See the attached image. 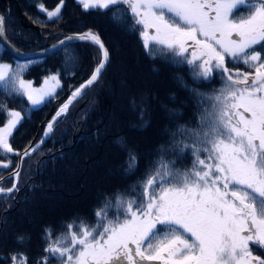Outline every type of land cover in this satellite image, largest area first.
<instances>
[{
  "label": "snow or ice",
  "instance_id": "obj_1",
  "mask_svg": "<svg viewBox=\"0 0 264 264\" xmlns=\"http://www.w3.org/2000/svg\"><path fill=\"white\" fill-rule=\"evenodd\" d=\"M78 2L85 10L111 8L112 19L118 23L126 20L130 10L134 26H141L140 36L150 56L192 66L194 81L210 80L218 73L222 86L212 94L192 88L202 108L199 123L195 128L179 125L172 133L171 151L190 153L191 167L178 169L176 160L160 154L144 178L105 199L94 212V223L77 217L60 233L46 228L43 239L48 256L41 264L53 259L57 264H264V258L252 250H264V0ZM63 3L59 0L54 10H47L43 3L39 7L54 21ZM241 7L246 14H240ZM4 20L0 16V38L4 37ZM65 39L91 41L100 50L90 79L73 92L75 98L98 80L109 51L92 31ZM240 64L247 71L239 70ZM26 67L0 63V93L27 96L33 105L52 97L59 86L58 76L44 82L51 80L52 89H33L30 81L21 79ZM178 79L183 83L182 77ZM33 92H39V98ZM205 101L211 102L210 107H203ZM70 103L71 99L48 123L45 136ZM0 113L7 117L0 127V157L8 159L0 167L8 169L9 153L19 155L22 164L30 152L21 154L9 142L21 113L7 110L2 102ZM140 118L143 121V110ZM119 143L123 144V138ZM137 167V156L129 150L126 174H134ZM18 177L17 170L13 178ZM18 190L15 183L9 188L0 186V195ZM110 210H114L111 215ZM25 239L17 237L21 244ZM10 259L12 264H28L24 253H14Z\"/></svg>",
  "mask_w": 264,
  "mask_h": 264
},
{
  "label": "trees",
  "instance_id": "obj_2",
  "mask_svg": "<svg viewBox=\"0 0 264 264\" xmlns=\"http://www.w3.org/2000/svg\"><path fill=\"white\" fill-rule=\"evenodd\" d=\"M41 3L54 10L59 0H0V14L5 17V33L11 44L23 51H36L69 34L91 30L108 49L110 61L101 77L55 122L51 139L23 161L19 190L0 195V264H12L14 253L26 254L28 264H41L48 256L43 239L46 228L60 233L77 217L94 223V212L105 199L144 178L160 154L176 160L178 169L191 167L190 153L171 151L172 133L179 125L195 128L199 123L202 108L192 88L212 94L222 86L217 73L210 80L194 81L192 66L150 56L140 36L141 26H134L130 10L126 20L118 23L112 19L111 8L85 10L77 0H64L59 17L53 21L40 10ZM239 11L246 14L242 7ZM68 56L75 60H68ZM99 57L95 46L78 42L50 56L21 60L0 40V63L12 68L26 64L21 73L24 81L39 86L50 76L59 79L58 90L36 107L24 95L0 93V102L7 110L18 111L22 117L9 140L13 149L21 153L40 139L46 122L91 75ZM210 103L205 101L203 107H210ZM6 120L0 113V127ZM121 138L123 144L119 143ZM162 149L168 151L162 153ZM129 150L138 160L134 174H126ZM18 156L8 154L11 166L0 169L2 178L14 170ZM7 162L0 157V163ZM12 184L11 178L0 186L9 188ZM113 212L110 210V215ZM18 236L26 237L22 244ZM252 250L264 258V250ZM49 264L57 261L50 260Z\"/></svg>",
  "mask_w": 264,
  "mask_h": 264
},
{
  "label": "water",
  "instance_id": "obj_3",
  "mask_svg": "<svg viewBox=\"0 0 264 264\" xmlns=\"http://www.w3.org/2000/svg\"><path fill=\"white\" fill-rule=\"evenodd\" d=\"M0 16H3V15L0 14ZM88 31H91V30H86V31L81 32V33L69 34V35L65 36L64 38L58 40L57 42L51 44V45L48 46V47H45V48H43V49L36 50V51H29V52H26V51H23V50L18 49L17 47H15L13 44H11V43L9 42V40L7 39L6 33H5V20H4V37L0 38V40H1L2 44H3V45H4V46H5V47L11 52V54H12L14 57H16V58H18V59H21V60H25V59H30V58H34V57L50 56V55H52L53 53H55L56 51H58V50H60L61 48L65 47L66 45H68V44H72V43H78V42H83V43L91 44V45L95 46V47L99 50L98 45H95V44L92 43L91 41H84V40H80V39H73V40H66V39H65L66 37H70V36H72V37H77V36H79L80 34L85 33V32H88ZM92 32H93V31H92ZM100 39H101V38H100ZM62 40L65 41V43H64L63 45H60L59 42L62 41ZM101 41H102V40H101ZM102 42H103V41H102ZM105 47H106V46H105ZM99 52H100V50H99ZM109 61H110V56H109ZM109 61H108V63H109ZM108 63L106 64V66L108 65ZM105 68H106V67H105ZM103 71H104V70H103ZM102 73H103V72H102ZM91 74H92V73H91ZM101 75H102V74H101ZM101 75H100V77H101ZM90 77H91V75H90L86 80H84L80 85L84 84L88 79H90ZM100 77H99V78H100ZM99 78H98V79H99ZM94 83H95V82H94ZM94 83H93V84H94ZM93 84H92V85H93ZM80 85L77 86V87H76V88H75V89L69 94V96L65 99V101L62 102V103L58 106V108H57L56 111L53 113V115L51 116V118L46 122L45 128H44V130H43V133H42L40 139H39L37 142H34V141L31 142V148L28 149V151L30 152V155L25 156L24 159H23V161H24L25 159L31 157L32 155H34L38 150H40V149L42 148V146H43L47 141H49V140L51 139L52 134H53L54 127L52 128V130L49 132V134H48L47 136H45L44 133H45L46 131H48V129H47V125H48V123L52 121V118H53L54 116H56V113L60 110V108H61L64 104L68 103L69 100L71 99V103L69 104L67 110H66L64 113H62L59 117H57L56 121H57L59 118H62L63 116H65V115L67 114L68 110H69V109L74 105V103L80 98V96L82 95V93H83L86 89H88V88L90 87V86H89V87L83 89V90L81 91V93H80L78 96H76L75 98H72V94H73V92H74L77 88H79ZM56 121H55V122H56ZM54 124H55V123H54ZM54 124H53V125H54ZM37 146H38V147H37ZM33 148H35V151H32ZM24 151H25V150H24ZM24 151H23V152H24ZM23 152H21V154H23ZM20 159H21V157L18 156V158H17V163H16V167L14 168V170H12V171H11L10 173H8L6 176H4L2 179H0V183H2L4 180H7V179H11V178H12V179H13V183H15L16 185L18 184V182H19V177H20V173H21V169H22V165H23V162H22V164L20 163ZM17 165H19V168H17ZM17 170L19 171V177H18V179L13 178V173L16 172ZM12 185H13V184H12Z\"/></svg>",
  "mask_w": 264,
  "mask_h": 264
},
{
  "label": "rangeland",
  "instance_id": "obj_4",
  "mask_svg": "<svg viewBox=\"0 0 264 264\" xmlns=\"http://www.w3.org/2000/svg\"><path fill=\"white\" fill-rule=\"evenodd\" d=\"M78 1V0H77ZM151 31V30H150ZM189 43H191V42H189ZM21 50V49H20ZM27 52V51H26ZM230 69L231 68H233V65H232V63H228V65H227ZM233 70H235V69H233ZM239 70H241V71H245V70H247L246 68H245V66L243 65V64H240L239 65ZM218 74V73H217ZM46 80V79H45ZM45 80L42 82V84L41 85H39V86H36V85H34V84H32L31 83V86H32V88L33 89H44V90H50V89H52L53 88V82L51 81V80H49V82H48V84H45L44 82H45ZM58 88H59V86H55V91H54V93L58 90ZM53 93V94H54ZM32 95H33V97L34 98H39V96H40V94H39V92H33L32 93ZM26 98H27V96H26ZM47 98H49V96H45L42 100H41V102L39 103V104H36V105H33L32 104V102L31 101H29L30 103H31V105H33V106H39V105H41ZM3 127V126H2ZM0 169L1 170H5V168H3V167H0Z\"/></svg>",
  "mask_w": 264,
  "mask_h": 264
},
{
  "label": "flooded vegetation",
  "instance_id": "obj_5",
  "mask_svg": "<svg viewBox=\"0 0 264 264\" xmlns=\"http://www.w3.org/2000/svg\"><path fill=\"white\" fill-rule=\"evenodd\" d=\"M262 254H264V251H262ZM255 255V254H254ZM262 257V256H261Z\"/></svg>",
  "mask_w": 264,
  "mask_h": 264
}]
</instances>
